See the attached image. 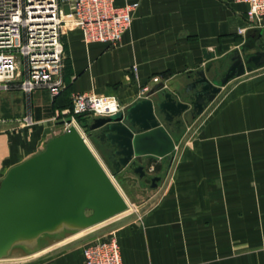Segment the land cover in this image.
Instances as JSON below:
<instances>
[{
  "label": "crops",
  "instance_id": "obj_1",
  "mask_svg": "<svg viewBox=\"0 0 264 264\" xmlns=\"http://www.w3.org/2000/svg\"><path fill=\"white\" fill-rule=\"evenodd\" d=\"M131 2L139 7L116 48L87 44L80 30L64 34L58 96L19 91L33 124L0 123V183L74 118V94L115 96L126 110L157 87L154 77L181 92L202 74L214 84L233 54L250 59L264 44V28L249 29L247 7L234 0H115L119 7ZM75 237L26 254L14 250L0 264H82L84 248L101 238ZM115 237L123 264H264V78L237 86L184 153L163 203L142 226Z\"/></svg>",
  "mask_w": 264,
  "mask_h": 264
},
{
  "label": "water",
  "instance_id": "obj_2",
  "mask_svg": "<svg viewBox=\"0 0 264 264\" xmlns=\"http://www.w3.org/2000/svg\"><path fill=\"white\" fill-rule=\"evenodd\" d=\"M262 56L264 53H259L252 59L261 65ZM247 70L251 69L245 68L239 59L225 75L222 85L245 75ZM199 82L202 89L197 92L195 106L199 104L202 111L200 99L209 89L212 95L220 89L206 78ZM156 96L155 88L124 114L93 121L91 130L109 131L107 136L112 144L121 150L117 155L123 156L120 159L123 166L137 157H170L176 149L177 142L158 120L155 106L172 116L181 115L189 105L170 94H165L163 102L155 103ZM125 118L132 121L131 127L124 123ZM140 171L143 175V168ZM128 210L129 205L115 183L77 128L71 126L52 138L44 151L11 168L1 181L0 260L17 249L35 252L45 235L83 232Z\"/></svg>",
  "mask_w": 264,
  "mask_h": 264
},
{
  "label": "built area",
  "instance_id": "obj_3",
  "mask_svg": "<svg viewBox=\"0 0 264 264\" xmlns=\"http://www.w3.org/2000/svg\"><path fill=\"white\" fill-rule=\"evenodd\" d=\"M247 7V24L264 28V0H234ZM139 2L119 7L115 0H0V91L19 89L30 96L37 90L58 96L65 89L63 70L68 30H80L87 44L102 43L116 48L130 29ZM244 31V30H243ZM75 115L110 118L125 111L115 96L76 93ZM31 125V116L8 120ZM73 126L67 125L65 131ZM64 131V132H65ZM82 264H123L114 235L88 244Z\"/></svg>",
  "mask_w": 264,
  "mask_h": 264
},
{
  "label": "rangeland",
  "instance_id": "obj_4",
  "mask_svg": "<svg viewBox=\"0 0 264 264\" xmlns=\"http://www.w3.org/2000/svg\"><path fill=\"white\" fill-rule=\"evenodd\" d=\"M263 50L264 44L254 50L252 55H257L258 52H262ZM239 59L244 63H247V60H249L245 55L242 56L241 53L233 54L227 72ZM227 72L219 77L213 84L214 87L220 89V92L213 95L214 97L212 98L204 96L202 97V100L199 101L203 106L202 111H200L199 108H196L195 103L197 102V92L202 89V84L199 81L202 78L207 79L204 74L201 76H195V78L189 83V87L186 88L185 92L172 90V88L166 85V78L164 77H154L152 79L153 84L157 86L156 95L158 96L154 98L155 103L163 102L165 100V94H170L173 99L189 105V108L179 115L180 118L178 120L180 121V125L176 124V121L169 123L166 120V114L163 113L157 105L155 106L156 114L160 123L167 128L172 136L176 134L180 136L179 140H177L176 149L170 157L162 159L153 156L137 157L134 158L130 164L123 166V164L120 163L119 156L116 154V146L111 144L108 139L102 138V133L107 131H104V128L91 130L93 122L87 116L83 117L75 115L73 112L74 118L69 121H64L62 122V125L57 126L51 136L53 138L63 134L68 124L73 126L76 125L83 133L84 137H87L89 140L88 142L91 143L98 157V160L127 201L129 210L85 231L80 236H77L78 233L70 232L61 236L45 235L41 239L40 246L52 244L67 237L76 236L75 238H77V240H84L91 236L100 238L111 235L116 236V232L123 227L136 228L142 226L148 213L157 209L163 203V199L169 192L175 172L178 169L186 150L194 146L195 140L202 135L212 118L217 116L223 107L224 102L229 98L237 86L244 80H251L253 82L260 78H264V61L261 65H256L251 70H247L245 75L235 78L227 85L223 86L222 80ZM152 89L153 88L151 87L145 88L143 94L145 92L148 94ZM189 89L193 90L190 91ZM19 91V89L0 91V118L21 119L26 116V97H21ZM121 106L123 105L121 104ZM125 111L122 114H124ZM124 123L131 127L129 119L125 118ZM140 168H143V175L142 172L137 171L138 169L140 170ZM156 178H160V180L154 181ZM22 252L23 254L28 253L25 250Z\"/></svg>",
  "mask_w": 264,
  "mask_h": 264
},
{
  "label": "flooded vegetation",
  "instance_id": "obj_5",
  "mask_svg": "<svg viewBox=\"0 0 264 264\" xmlns=\"http://www.w3.org/2000/svg\"><path fill=\"white\" fill-rule=\"evenodd\" d=\"M259 53H264V50L262 51V52H258V54ZM255 56V55H254ZM254 56H252L249 60H250V62H248L249 60H247V63H245V68H250V69H252L254 66H256V65H259V64H256L254 61H253V57ZM263 61H264V56H262V58L260 59V64L261 63H263ZM204 96H207L208 98H212V90H208L207 92H206V94L204 95ZM203 96V97H204ZM202 99H200V101H201ZM196 108H200V106H199V104H197L196 105ZM165 117H166V120L169 122V123H173V121H176V124H178V125H180V121L178 120L180 117H179V115H178V113L176 114V115H165ZM129 122L130 123H132V121L131 120H129ZM138 128V127H137ZM136 128V129H137ZM104 131H107V130H104ZM108 134H110L109 133V131H107V132H105V133H102V138L103 139H108L110 142H111V144H112V139H110L109 138V136H107ZM113 145H115L116 146V148H117V150H116V154L118 153V152H120L121 150H120V148L117 146V144H113ZM119 156V159H122L123 158V156L122 155H118ZM137 171H140L139 169L137 170ZM141 172V171H140Z\"/></svg>",
  "mask_w": 264,
  "mask_h": 264
},
{
  "label": "bare ground",
  "instance_id": "obj_6",
  "mask_svg": "<svg viewBox=\"0 0 264 264\" xmlns=\"http://www.w3.org/2000/svg\"><path fill=\"white\" fill-rule=\"evenodd\" d=\"M75 127L77 128V130L79 131V133L81 134V136L84 138V140L86 141V143L88 144V146L90 147V149L93 151V153L95 154V156L97 157L92 145L90 142H88L89 140L87 139V137H84L83 133L80 131V129L75 125ZM98 158V157H97Z\"/></svg>",
  "mask_w": 264,
  "mask_h": 264
}]
</instances>
